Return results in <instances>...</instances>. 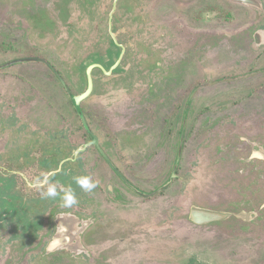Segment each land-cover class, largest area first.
Segmentation results:
<instances>
[{
	"label": "rangeland",
	"instance_id": "374dc122",
	"mask_svg": "<svg viewBox=\"0 0 264 264\" xmlns=\"http://www.w3.org/2000/svg\"><path fill=\"white\" fill-rule=\"evenodd\" d=\"M228 117L264 142V0H0V264H36L54 205L96 213L107 253L126 241L138 258L264 264L262 219L239 237L232 219L186 218L232 195Z\"/></svg>",
	"mask_w": 264,
	"mask_h": 264
},
{
	"label": "flooded vegetation",
	"instance_id": "af4514ba",
	"mask_svg": "<svg viewBox=\"0 0 264 264\" xmlns=\"http://www.w3.org/2000/svg\"><path fill=\"white\" fill-rule=\"evenodd\" d=\"M228 118L230 120L229 122L228 120L226 122H222V120L219 119V121L226 124V127L224 129H221L220 127L217 128L219 129L218 136L224 135L229 137V141H227L226 144H219V149L221 151L234 149L236 154L235 161L240 164L239 166L235 167L236 169H234L236 175H238L236 181L223 184V186H229V190H226V192H230L232 195H227V197H225V200L219 203V205L225 206L223 208H210L194 204L190 207L189 215L186 218L191 223L199 226L232 219L234 221L231 228L233 234L235 233V235H240L239 237H242L241 235L255 236L254 234L258 233L259 229L253 227L252 224L256 222L258 218L264 221V199L257 197L259 193L264 189V142L249 138L245 134L246 132L244 131V128L242 127L239 119H236L234 117ZM229 124H233L234 126L230 127ZM94 140L95 139L93 138V141ZM49 157L50 155L48 156V158H44L45 161L51 162L55 161L56 159L55 158L52 160ZM65 159L68 158L64 157V160ZM205 160V158L202 159V161ZM69 163L74 164V161ZM54 170L55 169H48L47 171L51 172ZM124 188L125 187L123 184L113 187L107 186L106 193L110 192L111 195H107V198L102 199L99 202L102 204H113L111 196L115 195L114 192H116L117 190H124ZM237 198L241 199L237 200ZM132 200L133 202L131 203L134 204V198ZM60 205L59 207H61ZM66 206L70 208L69 205ZM57 207L58 206L56 205L52 206V208L48 212L50 214V217L53 215V230L49 233L48 241L45 243V245L42 246L41 250H38V248H40L41 246L43 236L36 237L33 247L36 248L37 251L31 253L33 254V256H35L33 261H35L36 264H45V261L48 258L47 256L53 255L49 256L52 257L50 264H89L92 252H94V244L97 245L104 243L103 231L107 226H103V223L101 221L99 222L98 215L96 213L90 215L92 217L91 219H88V217L90 216L87 217L85 214H79L75 211H56L55 209ZM193 210L213 212L217 214V217L207 221L195 222L192 219ZM103 212L108 215L110 214L109 210L107 209H105V211ZM112 219H114V217ZM255 224L258 225L257 222ZM237 232L238 234H236ZM86 236H94V238H92V245L90 247L85 246ZM56 254H58L57 259ZM25 255L26 254H24V256ZM210 255L211 260L214 261V254L198 250L194 253V255L190 256L192 257L190 258V260L195 259L198 264H206V262H210V259L208 258ZM170 259L171 260H162L161 258L151 260L149 259V262H153L152 264L181 263V260H178L176 258L170 257ZM209 264L214 263L210 262Z\"/></svg>",
	"mask_w": 264,
	"mask_h": 264
},
{
	"label": "crops",
	"instance_id": "0c3cea01",
	"mask_svg": "<svg viewBox=\"0 0 264 264\" xmlns=\"http://www.w3.org/2000/svg\"><path fill=\"white\" fill-rule=\"evenodd\" d=\"M87 238L88 236H86L85 238L86 239L85 246L90 247L92 245V239L88 240ZM92 238H94V236H92ZM152 239L154 240V236L151 237V240ZM123 244L127 246L123 248ZM105 245H106L105 241L103 244H97V245L94 244L93 247L94 252H92V256L89 264H146V263L148 264L149 259L151 260L157 258L155 253H153L152 251H150L152 255L151 256L149 252H147L148 250L144 251L147 253V256L143 258L136 257L134 255V251H135L134 246L130 243L127 244L126 241L122 242L120 245H117L115 250H110V253L106 252ZM128 245H130L131 247H129ZM137 245H139V243ZM102 247H104V250H102ZM113 254H117V255H113Z\"/></svg>",
	"mask_w": 264,
	"mask_h": 264
},
{
	"label": "clouds",
	"instance_id": "9594fccd",
	"mask_svg": "<svg viewBox=\"0 0 264 264\" xmlns=\"http://www.w3.org/2000/svg\"><path fill=\"white\" fill-rule=\"evenodd\" d=\"M78 183H80V187L86 192H91L97 187V183L92 181L90 177H85L82 182L78 181ZM41 195L46 197H55L57 195V191L54 186H50L48 190L46 192H42ZM67 203L69 205L76 204L77 200L75 199V196L73 195L69 198Z\"/></svg>",
	"mask_w": 264,
	"mask_h": 264
},
{
	"label": "water",
	"instance_id": "95a60500",
	"mask_svg": "<svg viewBox=\"0 0 264 264\" xmlns=\"http://www.w3.org/2000/svg\"><path fill=\"white\" fill-rule=\"evenodd\" d=\"M90 88H91V80L89 79V84H88L87 91H89ZM84 95L85 94L80 95V96H74L73 97L74 103L77 104V100H79V98L83 97ZM215 217H217V214H215L213 212L198 211V210H193L192 211V219L195 222L207 221V220L213 219Z\"/></svg>",
	"mask_w": 264,
	"mask_h": 264
}]
</instances>
